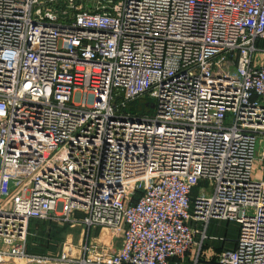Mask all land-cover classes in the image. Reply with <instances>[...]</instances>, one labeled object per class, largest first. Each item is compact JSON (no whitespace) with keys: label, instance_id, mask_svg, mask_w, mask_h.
<instances>
[{"label":"built area","instance_id":"obj_1","mask_svg":"<svg viewBox=\"0 0 264 264\" xmlns=\"http://www.w3.org/2000/svg\"><path fill=\"white\" fill-rule=\"evenodd\" d=\"M263 43L264 0H0V264H199L211 221L208 261L264 264ZM32 221L121 243L29 254Z\"/></svg>","mask_w":264,"mask_h":264},{"label":"rangeland","instance_id":"obj_2","mask_svg":"<svg viewBox=\"0 0 264 264\" xmlns=\"http://www.w3.org/2000/svg\"><path fill=\"white\" fill-rule=\"evenodd\" d=\"M52 5L53 6L49 5L48 7L54 8L55 4ZM155 109L156 100L146 96L128 104L126 111H129L134 114L150 116L155 113ZM255 169L257 170L255 171L254 177H262L261 173L259 172L258 164L255 165ZM199 187H207V182H197L192 190V196L196 195L197 189ZM81 216V214L78 215V217ZM44 225H46L47 228H50V230H53L50 235L51 238L49 237V239H47V236L43 237V235H46L48 231L47 228L43 227V224L32 225V223H30L27 235V248L28 251H31L30 254H49L50 256L65 257L71 259L72 261L80 262L83 256L87 257L86 255H84L83 249L85 245L88 244V242H91L90 244L92 247L100 245L97 242H93L94 240H91V235L87 233L86 229L82 225H65V227L58 226L52 223H46ZM120 243L121 237L118 236L114 238L113 241L109 240L108 242H102V245H107V247H111V251L113 252L115 251V244L119 247ZM98 248L94 250V257H90V260L97 256L95 252L99 251ZM28 264L46 263L41 260H35L29 262Z\"/></svg>","mask_w":264,"mask_h":264},{"label":"crops","instance_id":"obj_3","mask_svg":"<svg viewBox=\"0 0 264 264\" xmlns=\"http://www.w3.org/2000/svg\"><path fill=\"white\" fill-rule=\"evenodd\" d=\"M235 225L236 224L234 223L220 221H211L209 223L206 230V234L209 239L204 242L202 249V255L204 257L200 264H215L214 261L208 260L215 258L223 250H228L235 247V240L238 236V227ZM196 227L202 230V226L200 224H197ZM90 235L91 240H94L93 242L100 244L98 246H94L95 248L102 246V242L104 241L108 242L107 239L109 232L106 229H92ZM170 264L173 263L171 262ZM185 264H191V262L186 261Z\"/></svg>","mask_w":264,"mask_h":264},{"label":"trees","instance_id":"obj_4","mask_svg":"<svg viewBox=\"0 0 264 264\" xmlns=\"http://www.w3.org/2000/svg\"><path fill=\"white\" fill-rule=\"evenodd\" d=\"M263 45H264V43H263ZM129 112V111H128ZM129 113H131V112H129ZM131 114H134V113H131ZM136 115H140V114H136ZM32 223V225H35V224H43V227H45V228H47L46 227V225H44V224H46V223H49V222H41V221H32L31 222ZM62 227H65V225L64 226H62ZM47 234L46 235H43V237H45V236H47V239H49V237L51 238V233L53 232V230H50V228H47ZM48 243H49V241H48ZM27 252L28 253H31V251L29 250L28 251V248H27ZM35 254V253H34ZM45 255H49V254H44V256Z\"/></svg>","mask_w":264,"mask_h":264}]
</instances>
